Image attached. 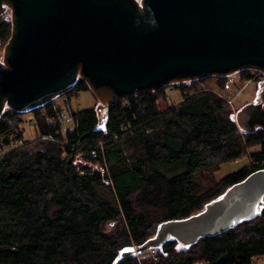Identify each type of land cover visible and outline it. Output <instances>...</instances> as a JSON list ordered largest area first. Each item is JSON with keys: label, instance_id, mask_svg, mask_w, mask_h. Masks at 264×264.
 Masks as SVG:
<instances>
[{"label": "trees", "instance_id": "obj_1", "mask_svg": "<svg viewBox=\"0 0 264 264\" xmlns=\"http://www.w3.org/2000/svg\"><path fill=\"white\" fill-rule=\"evenodd\" d=\"M10 35L11 24L0 17L4 45ZM240 73L251 77L249 70ZM213 79L225 88L224 77L175 84L183 99L164 111L166 88L136 92L101 110H72L65 131L56 122L57 100L33 110L38 137L24 140L19 133V144L0 155V264H112L162 222L198 213L263 169L264 130L242 132L229 102L205 87ZM82 90L89 88L80 80L66 96ZM24 114L4 112V144ZM104 115L106 130L97 131ZM245 155L247 165L215 178L223 163ZM255 257H264V205L224 233L190 246L171 239L157 260L127 257L119 264H253Z\"/></svg>", "mask_w": 264, "mask_h": 264}, {"label": "water", "instance_id": "obj_2", "mask_svg": "<svg viewBox=\"0 0 264 264\" xmlns=\"http://www.w3.org/2000/svg\"><path fill=\"white\" fill-rule=\"evenodd\" d=\"M11 35L0 58V118L32 112L82 80L98 109L140 91L245 70L264 75V0H0ZM105 116L97 131H105ZM242 132L264 130V85L234 114ZM264 205V168L187 218L167 220L112 264L168 240L190 246L253 219Z\"/></svg>", "mask_w": 264, "mask_h": 264}, {"label": "rangeland", "instance_id": "obj_3", "mask_svg": "<svg viewBox=\"0 0 264 264\" xmlns=\"http://www.w3.org/2000/svg\"><path fill=\"white\" fill-rule=\"evenodd\" d=\"M249 72L251 73V77L249 78L245 75H242L240 72L224 77L226 79V85L223 89L217 85L216 79H213L211 84L205 87L213 89L222 97H224L231 105L235 114L237 110L240 109L246 103L255 102L259 98V93L262 89V86L264 85L263 74L253 70H249ZM175 86L177 85L173 84V86L169 85L166 87V99L160 100V110L164 111L168 107L177 105L182 101V92ZM55 102L56 103L54 104L56 105V108H59L58 115L60 114V111L62 109H65V114L67 118L71 116L72 110L79 111L82 109L95 108L96 106L98 108V105L100 104L91 90H82L77 94H73L71 98H69L68 95L66 96V99L57 98V101ZM22 119L23 122L20 124L19 131H16L15 133H12L8 137H6L9 139L10 144H4V139L0 136V155L19 144V133H21L22 138L24 140H33L38 137V130L35 125L33 113H25L22 116ZM70 122L71 121H68V124H70ZM249 162L250 157L248 155H245L234 161L225 162L220 166V169L215 172V178L220 179L230 174L231 172H234L240 169L241 167L247 165ZM78 163L83 164L84 162L79 161ZM98 168L99 166L97 165L94 169ZM111 229L112 224H107L106 230L110 231ZM253 264H264V258H253Z\"/></svg>", "mask_w": 264, "mask_h": 264}, {"label": "built area", "instance_id": "obj_4", "mask_svg": "<svg viewBox=\"0 0 264 264\" xmlns=\"http://www.w3.org/2000/svg\"><path fill=\"white\" fill-rule=\"evenodd\" d=\"M2 18L7 22V23H10L11 24V21H12V17H11V14L9 11H7L4 15H2ZM4 44L3 42L0 40V55H2V52H3V48H4ZM58 99H66V96H60ZM71 121L70 124H68V121ZM55 121V120H54ZM56 122H59L61 125H62V128H63V131L67 130L68 128H71L72 127V120H71V116H69V118L66 117V114H65V109H62L60 111V114L58 115L57 119H56ZM106 184H109L110 182L109 181H106L105 182ZM158 253H159V250L158 249H155V248H152L146 252H144L143 254L141 255H137V259L139 262H141V260L143 259H146V258H153L154 260H157L158 259Z\"/></svg>", "mask_w": 264, "mask_h": 264}, {"label": "crops", "instance_id": "obj_5", "mask_svg": "<svg viewBox=\"0 0 264 264\" xmlns=\"http://www.w3.org/2000/svg\"><path fill=\"white\" fill-rule=\"evenodd\" d=\"M83 164H84L85 166H88V167H91V166L93 167V166H94L93 168H95V167L97 166V165H92L91 163H87V162H84ZM263 258H264V257H263ZM196 264H203V263L198 262V263H196Z\"/></svg>", "mask_w": 264, "mask_h": 264}, {"label": "bare ground", "instance_id": "obj_6", "mask_svg": "<svg viewBox=\"0 0 264 264\" xmlns=\"http://www.w3.org/2000/svg\"><path fill=\"white\" fill-rule=\"evenodd\" d=\"M2 57V55H0V58ZM67 94V93H66ZM66 94H63V96H66ZM62 96V95H61ZM60 97V96H59ZM59 97H57V98H59ZM57 98L56 99H54V100H57ZM53 100V101H54Z\"/></svg>", "mask_w": 264, "mask_h": 264}]
</instances>
